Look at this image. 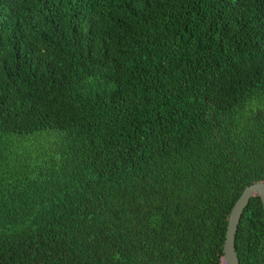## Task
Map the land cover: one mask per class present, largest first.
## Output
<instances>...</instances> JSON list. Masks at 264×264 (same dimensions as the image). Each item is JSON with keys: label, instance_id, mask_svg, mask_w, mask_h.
Listing matches in <instances>:
<instances>
[{"label": "trees", "instance_id": "1", "mask_svg": "<svg viewBox=\"0 0 264 264\" xmlns=\"http://www.w3.org/2000/svg\"><path fill=\"white\" fill-rule=\"evenodd\" d=\"M256 181L264 0H0V264H223Z\"/></svg>", "mask_w": 264, "mask_h": 264}, {"label": "water", "instance_id": "2", "mask_svg": "<svg viewBox=\"0 0 264 264\" xmlns=\"http://www.w3.org/2000/svg\"><path fill=\"white\" fill-rule=\"evenodd\" d=\"M253 194L258 195L264 215V181H256L244 186L237 198L232 203L226 218L221 247L223 264H239L234 249V233L241 211L249 197Z\"/></svg>", "mask_w": 264, "mask_h": 264}]
</instances>
